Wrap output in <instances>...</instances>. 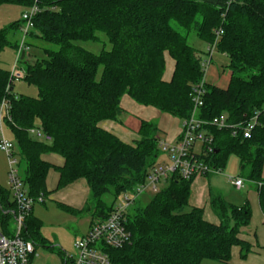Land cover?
<instances>
[{"label":"trees","instance_id":"obj_1","mask_svg":"<svg viewBox=\"0 0 264 264\" xmlns=\"http://www.w3.org/2000/svg\"><path fill=\"white\" fill-rule=\"evenodd\" d=\"M4 4L30 3L0 0V6ZM39 7L41 12L33 20L35 33L29 36L59 49L46 50V59L23 68L22 80L35 86L38 96H15L10 73L0 69V102L5 99L10 104L11 122L6 127L29 197L43 202L47 196L50 165L41 155L57 154L64 160L58 169V188L84 179L93 220L106 219L123 193L145 182L163 152L154 122H141L133 144L98 124L118 121L124 95L181 121L188 119L192 89L204 73L187 37L193 33L211 43L221 29L217 51L228 59L229 84L225 90L204 84L197 117L209 121L226 115L230 126H243L255 112L260 115L250 138L233 136L230 128L208 127L213 151L205 162L223 170L228 157L236 156L242 178L256 185L264 215V0H41ZM19 26L17 22L0 30V52L11 46L7 36ZM99 33L108 39L110 50L93 54L75 44L97 42ZM11 47L16 50L17 45ZM166 52L175 62L169 82L163 81ZM31 128L41 129L51 141L32 139ZM192 180L173 175L146 206L134 207L140 197L136 200L126 214L130 241L104 250L110 264L228 263L233 246L240 247L241 258H246L249 247L238 233L249 224V205H235L221 193L210 192V207L219 224L209 223L201 209L189 206ZM105 196L111 197L109 204ZM14 208L9 190L0 187V228L6 235H13ZM86 209L87 205L82 211ZM40 229L31 211L22 237L34 245L43 242Z\"/></svg>","mask_w":264,"mask_h":264},{"label":"built area","instance_id":"obj_2","mask_svg":"<svg viewBox=\"0 0 264 264\" xmlns=\"http://www.w3.org/2000/svg\"><path fill=\"white\" fill-rule=\"evenodd\" d=\"M27 1L30 4L25 6L19 26L22 38L17 45L15 63L10 72V80L13 83L22 80L26 75L20 65L23 57L28 56L27 39L29 32L33 29L34 17L41 12L39 7L41 0ZM222 34L221 29L215 31L214 40L207 46L206 56L200 60L203 73L211 65L212 55L217 51V45ZM204 84L203 78L202 82L192 89L190 97L193 110L190 117L182 121V130L178 140L173 144H160L161 151L167 155V161L150 169L145 182L136 185L132 191L123 193L118 202L114 204L113 211L109 216L94 223L86 236L74 242L75 254L73 257L66 256L68 264H110L108 254L104 250L120 248L130 241V233L125 227L128 211L133 207L136 200L146 192L158 193L159 186L165 184L173 175L189 180L197 176L220 174L221 169L213 168L205 162V157L213 151V137L208 132V127H215L219 130L230 128L233 136L240 133L243 138H250L251 131L258 124L259 112H255L243 126H230L227 123L226 115L214 117L209 121L198 119L197 111L203 104L202 99L205 94ZM8 89L9 86L6 91ZM7 122H11L10 104L3 99L0 102V152L7 158V188L15 208L11 213L14 227L13 235L4 234L0 228V264H30L35 246L31 241L25 240L22 233L25 220L31 213L36 201L28 196L19 177L15 143L7 139L4 133ZM28 133L36 140H51V137L44 134L41 129L31 128ZM196 146L201 147L199 153L195 152ZM228 181L236 190L244 188L242 177H229ZM261 185V183L257 184L258 187ZM37 201L41 202V199Z\"/></svg>","mask_w":264,"mask_h":264},{"label":"crops","instance_id":"obj_3","mask_svg":"<svg viewBox=\"0 0 264 264\" xmlns=\"http://www.w3.org/2000/svg\"><path fill=\"white\" fill-rule=\"evenodd\" d=\"M204 44V52H200L199 50L196 52L199 56V62L200 60H203L207 54L206 49L209 43ZM200 53L204 55L203 58L201 57ZM164 62L165 70L163 74V81L169 82L173 75L175 62L167 52L164 53ZM225 68H228L227 57L224 54H220L218 51H216L212 55L211 65L204 73V83L208 86H214L225 90L228 87L230 80V72H226ZM120 108L122 112L118 117V121H102L98 124V126L115 135L122 142L126 144H133L136 140H138V130L140 128L141 122H154L157 125V138L160 144H173L178 140L182 130L181 120L168 114L161 113L153 107L139 105L127 95L122 96L120 100ZM10 136L12 139L11 134ZM31 138L34 139L32 136ZM36 141L47 143L51 140ZM200 151L201 147L196 146L195 152L199 153ZM161 155H165L167 161V155L164 153H161ZM41 160L50 165V169L48 170L45 179V187L47 191V196H45V199L52 198L64 204L65 206L63 207H70L69 209L75 212L82 211V209L87 205L89 199L88 197H90V190L86 181L84 179H78L71 184H68L62 188H58L57 185L60 177L58 169L62 168L64 164L63 158L57 154L47 153L41 155ZM159 164L160 163L157 162V165ZM219 176L220 175H210L197 176L193 178L190 186V196L188 199L190 207L201 209L203 219L215 225L219 224V219L210 207V192L221 193L223 195L222 192L227 191V186L219 178ZM262 177L264 178V167L262 171ZM25 189L27 190L26 187ZM237 191L242 195L241 201H235L231 203L240 206L246 202L250 208L249 224L245 227H242L238 233V238L249 247V252L246 258L242 259L240 247L233 246L231 248L230 261L228 263L206 260L202 264H264V215L260 208L256 185L250 183L247 188ZM224 198L227 199L225 196ZM35 218L40 221V224L42 223L41 219L38 217ZM96 222H98V220H93L91 217L88 229H90L91 226ZM41 239L44 241L42 237ZM57 243L58 242L56 239V246ZM56 251L61 254V259L66 257L63 255L61 248L56 247Z\"/></svg>","mask_w":264,"mask_h":264},{"label":"rangeland","instance_id":"obj_4","mask_svg":"<svg viewBox=\"0 0 264 264\" xmlns=\"http://www.w3.org/2000/svg\"><path fill=\"white\" fill-rule=\"evenodd\" d=\"M25 11V6L20 4H4L0 6V30L9 28L13 23L21 22V15ZM34 32V30H31ZM35 33V32H34ZM98 41H86L77 42L76 45L81 48L93 53L100 54L102 50L108 51L111 46L105 35L99 33ZM21 33L18 29H13L9 32L7 36L8 42L11 46L18 45L21 41ZM188 43L200 52H204L205 44L199 40L193 33H190L187 37ZM29 44L28 56H26L25 61L20 65L24 68L26 63H33L35 61H42L47 58L46 50L57 51L58 46L53 44H48L32 38L29 36L27 39ZM7 46L0 52V69L6 72H11L14 63L16 50L15 47ZM203 58L204 55L201 54ZM214 61V60H213ZM226 72H230L228 68H225ZM101 73V68L98 71V77ZM13 94L15 96H29L37 97L38 91L35 86L29 85L24 80H18L13 84ZM5 137L9 140L11 139L10 133L7 128L4 129ZM198 147V146H197ZM199 149V148H197ZM158 163H163L166 161L165 155H160ZM7 172L8 163L6 156L0 152V187L7 188ZM219 178L227 186V191H223V195L227 198L228 202L241 201L242 195L240 192L235 190L234 187L230 185L228 181L229 177H242L239 169L238 158L234 155H230L226 160L225 166L220 174ZM20 177V173H19ZM226 177V178H225ZM250 182L244 181V188H247ZM164 183L159 186V190L164 187ZM244 191V190H243ZM242 191V192H243ZM156 193L146 192L143 194L138 203L134 207L143 208L146 206ZM87 209L85 211H73L69 209L70 207L65 206L61 202H58L52 198H47L44 202L36 201L33 207V216L41 219V229L40 234L44 239L43 242L36 241L35 252L30 259V264H63L61 257L57 254V248H61L63 255L68 257H73L75 252L73 249V244L76 240L81 239L86 236L89 231L90 218L92 217L93 209L90 203V197H88ZM120 198V197H119ZM104 200L109 204L111 202L110 196H105ZM118 202L116 200L115 204ZM115 206V205H114ZM91 216V217H90ZM57 239V246H56ZM53 247V248H51ZM205 262V261H203ZM202 262V263H203ZM201 263V264H202Z\"/></svg>","mask_w":264,"mask_h":264}]
</instances>
